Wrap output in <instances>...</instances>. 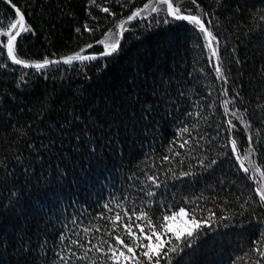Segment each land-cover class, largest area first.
<instances>
[{"label": "trees", "instance_id": "trees-1", "mask_svg": "<svg viewBox=\"0 0 264 264\" xmlns=\"http://www.w3.org/2000/svg\"><path fill=\"white\" fill-rule=\"evenodd\" d=\"M144 2L121 8L113 0L107 6L119 20ZM199 2L218 34L227 85L216 79L207 50L198 46L203 41L183 22L136 21L117 54L86 64L36 72L0 57L8 65L0 67V264H60L59 256L68 255V239L61 243V233L76 239L82 228L104 225L100 215H111L104 205H180L197 197L205 209L233 219L218 222L198 248L174 257L172 264H255L251 246L264 232V210L255 203L254 214L239 207L254 197L253 185L225 156L220 92L228 87L239 93L235 107L247 109L258 149L254 159L264 168V0ZM13 3L36 32L18 39V52L29 62L73 54L112 27V18L90 8L89 0ZM12 11L0 0V19H10ZM85 22L101 29L83 32ZM197 111L200 118L185 114ZM234 122V135L246 149L248 133ZM183 126L204 139L191 151L177 148L182 155L162 163ZM205 157L217 165L202 168L199 160ZM182 171L192 175L180 176ZM153 173L158 188L146 181ZM149 191L155 196H147ZM152 212L159 215L155 205ZM93 259H98L95 252ZM71 264L86 262L73 258Z\"/></svg>", "mask_w": 264, "mask_h": 264}, {"label": "snow or ice", "instance_id": "snow-or-ice-1", "mask_svg": "<svg viewBox=\"0 0 264 264\" xmlns=\"http://www.w3.org/2000/svg\"><path fill=\"white\" fill-rule=\"evenodd\" d=\"M6 2L13 11L10 19L7 17L0 19V57H6L11 65L44 72L52 65L75 66L99 61L119 52L124 34L132 30L136 21H150L165 25L183 22L196 34L197 41H203L198 46L207 50V62L214 69L216 79L222 81L224 85L228 84L218 34L212 31L210 14L204 10L199 0H146L142 6L134 7L130 14L119 20L116 19L117 13L107 6V3L113 2V0H104L103 4L98 0H89L90 8L96 7L100 12L108 14L112 18V27L104 32L102 38L85 44L73 54L62 56L59 59L44 57L41 61L36 62H29L21 58L18 52V39L27 34L35 35V29L28 23L25 11L21 7L13 3V0H6ZM114 2L120 4L121 8H128L135 4V0H114ZM189 3L191 6L185 7ZM89 16L93 21L97 20V17L91 15V12H89ZM261 20H264V16H261ZM100 29V24L94 26H90L87 22L83 24V32L89 34ZM75 32L83 34L80 27L75 28ZM96 45L102 46L103 51L90 52L89 50L94 49ZM237 63H239L238 60ZM7 66V63L0 59V67ZM220 95L225 97L222 100L223 116L225 117L222 125L225 132V143L222 147L228 149L225 156L231 157L245 177L253 182L254 197L244 200L239 207L241 209L249 208L254 214L256 209L252 207L253 203L264 210V168L257 165L254 159L258 149L255 147L254 135L251 133V123L244 115L247 109L245 108L242 113L238 107H235L239 93L232 94L228 87H224ZM185 114L189 117L193 115L196 118L201 117L199 111ZM234 121H239L244 132L248 133L246 149L242 150L241 141L234 135L237 130V123ZM179 132L180 136L171 142L169 148L171 155L163 156L162 163H170L173 157L181 156L182 152L179 150L191 151L193 146L198 148L199 140L204 139L203 136L193 137L191 129L187 126L181 127ZM216 135H220L219 129ZM215 138L213 136L210 139L214 140ZM206 160L207 157L199 160L200 166L205 169H210L218 163L215 158L207 160V163ZM178 163L182 164L183 161H178ZM169 171L172 170L169 169ZM189 175H192L190 171L180 173V176ZM146 181L152 188L160 186L159 177L155 173L147 175ZM147 196L154 197L155 192L149 191ZM237 198L239 199V197ZM200 199L197 197L196 201L185 200L180 205L155 201L144 206H137L134 202L132 207L120 203L115 207L104 205L111 213L108 216L103 213L100 215L99 218L106 221L104 225L84 227L80 232L75 233L76 239L67 238L61 233V243L68 239V255L67 257L59 256L60 264H71L73 258L86 262V264H172L174 257L180 258L182 254H186L187 250L198 248L218 222L233 219L232 216H218L212 209H205L199 203ZM189 204L192 207H188ZM153 205L159 212L158 216L152 212ZM205 212L207 215L204 214ZM239 215H243V212ZM82 236L83 240H81ZM73 246L80 248L81 253L73 251ZM251 251L256 254L255 264H264V232L259 233L252 242ZM93 252L98 254V259L89 261V256Z\"/></svg>", "mask_w": 264, "mask_h": 264}, {"label": "water", "instance_id": "water-1", "mask_svg": "<svg viewBox=\"0 0 264 264\" xmlns=\"http://www.w3.org/2000/svg\"><path fill=\"white\" fill-rule=\"evenodd\" d=\"M251 183H252V185H253V182H252V180H251Z\"/></svg>", "mask_w": 264, "mask_h": 264}]
</instances>
